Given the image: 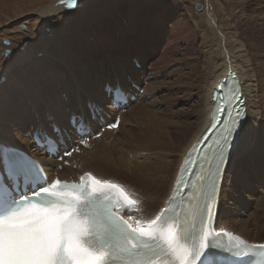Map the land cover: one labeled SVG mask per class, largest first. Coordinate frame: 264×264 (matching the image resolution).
I'll return each instance as SVG.
<instances>
[{"label": "snow or ice", "instance_id": "obj_1", "mask_svg": "<svg viewBox=\"0 0 264 264\" xmlns=\"http://www.w3.org/2000/svg\"><path fill=\"white\" fill-rule=\"evenodd\" d=\"M61 3L78 7V0ZM250 7L264 9V3H242L238 10L247 14ZM220 87L229 91L213 97L209 135L218 124L222 130L202 161L189 156L167 206L154 218L132 214L142 201L125 185L91 172L79 183L49 182L41 165L0 140V264H264V244L249 245L211 227L225 165L244 148L249 127L239 85ZM221 114L228 117L223 122ZM73 124L81 121L70 122L73 134L85 131ZM58 144L59 136L50 135V156L58 154Z\"/></svg>", "mask_w": 264, "mask_h": 264}, {"label": "bare ground", "instance_id": "obj_2", "mask_svg": "<svg viewBox=\"0 0 264 264\" xmlns=\"http://www.w3.org/2000/svg\"><path fill=\"white\" fill-rule=\"evenodd\" d=\"M80 1L81 0H78V3ZM224 1L225 0H203L201 2L202 4H205L207 6V12L202 14L194 13L193 23L191 25H189L187 21H183L184 27H188V29H190V32L193 35H195L198 38V40L201 41V46H203L202 47L203 49L206 48V50L204 49L206 51L204 56L207 58V62L205 61L207 63V66L194 74L195 81L193 79L194 83L193 85L192 84L189 85L190 88L189 87L186 88V86H184V80L188 77H185L183 73L180 72L176 73L175 76H177L179 82L183 84L181 89L178 91L180 94V99H182V101L185 102V109L174 110L171 107V103L175 100L174 97L175 94L161 98L162 101L164 102L163 105H165L164 108L165 110H162L161 113L163 114L159 113L160 115H158L157 118L151 120V124L149 127L151 136H149L148 139H145L144 135L143 137L140 135L142 137V142H139L140 144H138V146H134L132 144L133 149L129 148L130 147L129 142L127 143L128 140H126L127 143L126 145L128 147L127 151L130 150V153L132 151L137 152L130 154L133 157H135L134 165H132V163L129 164L128 162L121 163V161H117L120 160L118 157L119 155L120 157H122L121 154H119L116 157V160H110V161L109 160L104 161L102 160V157H95V154L93 155V152L86 151L90 149L91 144L94 140H91L89 142L87 146L88 148L87 147L86 149L77 148L76 149L77 153L71 155L69 158H63L61 162H56L55 160L47 159L45 157L44 152L39 150L37 147L31 149V146L29 147L30 141L27 140L26 138L23 139V133H25L24 127L26 123L30 125L34 123L37 124L35 127H33L36 128V131L31 133V137L34 133L37 132H41L43 134L46 133L51 134L52 126H55L54 124H52V122L57 124V121L63 122L64 121L63 119L67 117H69L70 120L71 117L76 114L80 117L89 118V113L91 112L90 118L92 117L95 118L97 126H104L103 124L100 123L99 120L100 118H103L106 121V118L104 116L105 113L103 112V110L108 108L112 109L113 113L111 111L106 114L110 116L109 117L110 120L106 121V123L107 125L113 123L117 112H119V110L123 111L126 108L125 106H122L124 107L122 109V107L118 106V111H116L111 103H109V106L105 104L106 96L108 97V94H110L111 96L109 90L113 89L112 87L115 86L114 83L119 84L121 86L120 89L123 92L129 94L128 106L131 103L130 97L135 96L134 90L126 86L125 81L121 80L123 81L121 82L118 79L119 76L122 77L123 73H129L130 75L133 73L130 71L132 66L130 64L128 66V63L125 64L126 61L124 59L125 56L121 53L123 51H125V53H131L132 51H134L133 53L140 57V61L142 65H145V62L147 60L144 58L143 55H141V52H139L138 47H140V44H138V42L136 41L137 38L134 39L135 40L134 42L131 37L128 38L129 34H127V38H128L127 45L123 44L124 49H121V52H119L120 51L118 50L119 48H115L119 44L114 43L113 37L110 38L111 41H109V43H105V42L101 43V40L99 38H95L97 39V41L100 42L101 48L106 54V62L104 61L101 64L103 65L102 70L106 68V70L104 69L105 74L99 72L97 70L99 68L95 70V72H98L99 76L98 79L95 80L94 85L98 86L102 84V82H105L106 83L105 85H107L105 87V93L103 91V88H100L98 86L101 92V97H96L95 95L90 96L85 91H82V86L80 84L77 85L79 87H74V90H71L73 92L72 94L69 93L67 94L66 87H69L70 84L69 81L70 79L69 80L67 79L68 81L66 80L67 83L65 85L64 83L60 84L61 85L60 90H64L63 93H65V95H68L67 103L65 102L62 103L60 98H58L57 100H53V103H55L56 105L58 104L57 106L60 108V112H58L57 109L53 107V103L45 107V105L42 104V102L44 101L42 100L40 101L39 98H37V102L28 101L27 103L25 101H27L28 98L26 99L23 98L21 104L23 105L24 103V105H26L27 107L24 110L22 106V109L19 110L18 116L20 117L21 122H18L16 124V126H18L19 129L14 128L13 117L10 118V120H6L7 122L10 121L11 123L10 122L8 123L11 125H7L5 123V120L3 118H0V125L3 126L2 128L4 129V131L10 134H14L13 136H15L16 140L6 139L4 136H0V140L15 145L17 151H22L35 158L44 168L45 172L50 176V179L58 178L64 181L77 182L82 175H84L87 172H91L93 175H95L98 178L111 179L115 182L125 185L127 188L136 192L138 194V198L141 199L142 201L141 205L138 206V210L136 209L132 210V214L141 219L154 218L155 215L159 213L160 209L165 207V203L171 195L175 178L177 176L178 170L183 162L184 157L191 149V147L203 136L206 130L211 126V122H212L211 112L213 111V107L215 104V100L213 99L212 96L213 91L218 89V83L220 81H224L225 79L232 77L236 80L235 83L239 85L242 95L244 97L245 104L247 105L246 120L249 122L248 140L244 148L237 155H235L233 159L230 160L226 165L222 185L220 188L218 203L214 213L212 228L216 231L222 233L226 232L231 234L232 236L239 237L240 239L244 240L249 244H253V245L264 244V239H260L258 236L260 235L259 231L261 226L252 223L248 220L239 219L235 210L237 205H240L241 209H243L244 211V214L248 216L246 212H248L249 210L260 208V206L258 205L256 206L255 203H257L264 196V176L258 175V170L262 171L264 169L263 168L264 166L263 164L256 163L255 160H253L252 162L251 159L253 157H256L255 150L258 149L260 144L259 142L263 140V133H264V50L262 49L263 46L262 47L259 46L257 48H254L253 51L251 52L248 49L247 45L243 43V41L241 40L242 38L241 39L239 38L237 31L232 27L233 25L231 22L232 19L227 13V9ZM68 10L69 8H67L65 4H62L61 2H57V1L50 2L48 5L44 6L43 8L37 11L36 13L37 18L34 21L33 26H38L39 24L48 22L49 18H51L52 16L58 15V13L60 14V12L64 13ZM155 18H156V14H152L148 16L147 21L146 19H144V21L147 23V25L154 24ZM171 21L173 20L171 19ZM250 23L254 24L255 22L254 23L250 22ZM174 25L176 27L171 26L169 30L167 28V39H165L164 37L165 34V31L163 30L164 24H162L161 27L159 28L155 27L157 28V30H159L158 32L154 31L153 29L147 30L148 35H146L145 38L147 40V43H149V45L153 49H157L161 43L164 44L163 51L159 52L161 54L160 57L158 56L159 59H155L154 60L155 62L152 64L151 67H155V65L157 67V65L159 64L169 66L171 63H174V61H176V59L173 60V56L175 55L176 52H178V50L176 51V49H173L176 46L174 36L176 33L175 30L180 26H177L175 23ZM136 28L138 27L136 26ZM131 29H132V33H134L133 29H135V27H131ZM140 29L141 31H144L143 26H141ZM164 29L166 30L165 27ZM208 37L209 38L213 37V39L209 40ZM81 38H84V36H81ZM248 46L250 45L248 44ZM56 48H54V51L59 52V50H55ZM87 52L91 53L90 48L87 49L86 54ZM44 54H46L47 58H49L46 61L49 63H45V66L54 67L52 65L57 64V62L54 63L53 60H57V61H59V59L63 60V58L57 57L54 55V53H51L49 51H46ZM75 59H77V57L75 58V56L71 55L68 56V61L66 62L68 66L66 69H68V71H70L71 73L72 71L76 73V70H74L75 65H72ZM192 59L194 58L192 57ZM202 60H204V58H202ZM114 61L115 64L117 63L118 66L120 65L122 68H125L123 70L119 68V72L123 71V73L119 74V76L116 74L117 65L116 66L114 65ZM185 61H188V58ZM189 62L191 63V60H189ZM42 63L43 62L36 64L35 68L37 69L42 68L43 70ZM188 63H186L185 65L187 66ZM188 67L186 68L188 69ZM192 70L193 69H191V72ZM45 72L47 71L45 70ZM170 73H168L167 75L168 78L171 77ZM133 74H135L134 76H139V72H135ZM151 75L152 73L149 74V76ZM42 76H43V71L42 72L33 71L30 76H27V78H29L30 80L34 78H38L41 81ZM151 77H153V75ZM110 79H112L113 81H110ZM31 83H27L28 85L27 87H30L32 88V90H34L35 85ZM153 83L156 86L161 84L156 81ZM24 84L22 83L19 84V87L21 89L24 88L25 87ZM227 85L232 86L231 80L227 83ZM71 87L72 86H70V88ZM145 90L149 92L148 86L146 87ZM13 95H10V101L15 100V103L12 104H16L19 101V99L17 98V95L16 96ZM148 95L149 93H147L144 97H141L140 99H145L148 97ZM183 95H185L184 97L185 100L183 99ZM193 99H196V101ZM191 101L192 103H190ZM86 102H88V107L85 106ZM93 103L94 104L96 103V105H94ZM65 109H67L66 113H65ZM131 109L129 110L130 112H128L129 114L131 113ZM27 110L29 113L31 111L32 113L34 112V114L32 116L27 115ZM46 114L48 115V117L49 116L52 117L51 121H47L48 118L47 119L45 118ZM123 114L122 113L117 114L120 116L121 119L120 125H122V117H125L122 116ZM194 117L195 120L192 121ZM14 118L16 119L17 116H15ZM126 120L127 119L125 117V120L123 121ZM89 123L91 124V122ZM65 124L68 125V123ZM46 125H50L49 126L51 128L50 131L46 130L48 127L46 129L45 127H42ZM58 125L62 127L60 129L65 130L64 129L66 128L65 125L62 124H58ZM90 128L93 132V135H96L98 131H95L93 126H90ZM137 128L138 127H136V129ZM118 129H120V126ZM22 131L24 132L22 133ZM115 132L116 130L106 129L104 133L101 134L100 137H102L103 135L104 136L110 135ZM67 137L71 138L73 145L77 144V142L73 140L75 138L72 136L71 133H68L66 135V138ZM129 140L131 141V143L132 141H138L135 134L129 135ZM117 143L121 144L122 142H118V140H116V143L112 144L110 148L112 149L113 146H117L118 145ZM94 144H97V142H95ZM122 146H124V144H122ZM104 151L107 152L106 150ZM120 151L122 152V150ZM81 154L82 156H79ZM240 165L242 167H240ZM57 166L61 168L60 171L59 170L55 171V168H57ZM95 167H97L98 169ZM72 168H76V171L71 170ZM101 170L102 172L105 170L106 173L103 174L100 173ZM111 171H116V173L118 172V174L121 175L120 178L116 180L108 177V173H110ZM76 177L77 180L72 179ZM243 178H245L244 182L249 184L250 187L249 186L248 187L250 189H251V185L252 187L254 185L256 186L258 185L257 186L258 188H254L253 191L248 190L247 191L248 193L246 192L247 190L246 189L245 192L240 191L241 193L237 195L236 187L238 183H240L243 180ZM123 179H127V182L123 181ZM127 213L125 211V213L123 214L127 216ZM253 213L255 212L253 211L250 212V214Z\"/></svg>", "mask_w": 264, "mask_h": 264}, {"label": "rangeland", "instance_id": "obj_3", "mask_svg": "<svg viewBox=\"0 0 264 264\" xmlns=\"http://www.w3.org/2000/svg\"><path fill=\"white\" fill-rule=\"evenodd\" d=\"M54 1L61 2V0H0V116H1L0 118H3L7 125H11L8 123L10 121L7 122L6 120H10V118L13 117L14 119L13 126L16 129H19L18 126H16L18 122H21L20 117L18 116L19 110L22 109V106L24 110L27 107L26 105H24V103L23 105L21 104L23 98L25 99L28 98V100L25 101L26 103L28 101L37 102V98H39L40 101L42 100L45 102V103L42 102V104H44L45 107L49 106L51 103H53V100H57L58 98H60L62 103L63 102L67 103L68 95H65V93H63L64 90H60L61 89L60 84L64 83L65 85L69 79H70L69 87H66L67 94L68 93L72 94L73 92L71 90H74V87H79L77 85L80 84L82 86V91H85L90 96L95 95L96 97H101V92L99 87L103 88V91L105 93L104 87L107 85H105L106 84L105 82H102V84L98 85L99 87L94 85L95 80H97L99 76L98 72H95V70L99 68L97 70L105 74L104 69L106 70V68L102 70L103 65L101 64L104 61L106 62V54L102 50L100 42L97 41V39L95 38H99L101 40V43L104 42L109 43V41H111L110 38L113 37L114 43L119 44L118 46L115 47V48H119L118 49L120 50L119 52H121V49H124L123 44L127 45L128 38L131 37L134 42H135L134 39L137 38L138 40L136 39V41L138 42V44H140V47H138L139 52H141V55H143L144 58L147 59L145 65H142L140 61V57L137 55L136 57L139 60V64L138 65L135 64L134 66V63L130 60L129 53H125V51H123L121 54L125 56L124 57V59L126 60L125 64L128 63V66L129 64L132 66L130 71L133 73L139 72V76H134L135 74L133 73L130 75L129 73H123V71L119 72V68L122 70L125 68H122L120 65L118 66L117 63L115 64V61H114V65L115 66L117 65L116 74L118 76L119 74L123 73L122 77L119 76V79L121 78V80L125 81L126 86L128 87L130 86L131 83L127 85L129 80L130 82H133L140 87L141 93L138 96L139 98L137 99L136 102L132 104L130 103V106L127 109L125 108V111L123 112L124 114L122 113L123 114L122 116H125L127 120L123 121L125 120V117H122V125H120V129H118L113 134L105 135V136L103 135L98 139H94V141L97 142V144H94L95 142L93 141L90 149L86 150L88 152H93V155L95 154V157H102V160L104 161L116 160V157L119 154H121L122 157H120L119 155L118 157L120 160L117 161H121V163L128 162L129 164L132 163V165H134L135 157H133L130 154L137 152L132 151L130 153V150L127 151L128 147L126 144L129 142V146H130L129 148L133 149V145L138 146V144H140L139 142H142L143 135L145 139H148L149 136H151L149 129L151 120H154V118H157L158 115L163 114L161 112L162 110H165L164 109L165 105H163L164 102L162 101L161 98L175 94L176 95V96L174 95L175 100L171 103V107L174 110L185 109V102H183L182 99H180V94L178 91L181 89L183 84L180 83L178 77L175 76L176 73L180 72L183 73L185 77H188L184 80V86L188 88L189 85L190 84L193 85L195 81L194 74L207 66L206 63L207 58L204 56L206 52L205 51L206 48H204L205 50L202 48L203 46H201V41L198 40V38L190 32V29H188V27H184L183 24V21H187L189 25H191L193 23L194 13L195 14L206 13L207 6L205 4H202L201 1L203 0H81L80 1L81 3L80 2L78 3V7L69 9L64 13L60 12V14L58 13V15L49 18L48 22H44L42 24H39L38 26H33L34 21L37 18L36 15L37 11L43 8L44 6L48 5L50 2H54ZM257 1L258 0H251V1L225 0L224 1L227 9V13L232 19L231 20L233 24L232 27L237 31L239 38L240 39L242 38L241 40L243 41L244 44L247 45L248 49L251 52L253 51L254 48H257L259 46L261 47L263 46L262 49L264 50V9H261L260 7H250L248 9L247 14H242L241 12H239L238 9H239V5L242 3L253 4V5H259L261 3H264L263 2L264 0H259L258 2ZM152 14H156L155 23L147 25L144 19H146L147 21L148 16ZM171 19L173 21H171ZM249 21L255 23L251 24ZM174 23L177 26H180L178 27L179 29L177 28L175 30L176 33L174 36L176 46L173 49H176V51L178 50V52H176L175 55L173 56V60L176 59V61H174V63H171L169 66L159 64L157 65V67L156 65L155 67H151L152 64L155 62L154 60L159 59L161 55L159 52L163 51L164 44L161 43L157 49H153L149 45V43H147V40L145 38V36L148 35L147 30L153 29L154 31L158 32L159 30H157V28L155 27L159 28L161 27L162 24H164L163 26V30L165 31L164 37L165 39H167V28L169 30L171 26L176 27ZM136 26L138 28H136ZM141 26L144 27V31H141L140 29ZM131 27H135L136 30L133 29L134 33H132ZM164 27L166 28V30L164 29ZM127 34H129L128 38H127ZM81 36H84V38H81ZM208 39L211 40L213 39V37L210 38L208 37ZM248 44L250 46H248ZM54 48H56L55 50H59V52H55ZM89 48L91 50V53L87 52L86 54V51ZM46 51L54 53L55 56L61 57L63 58V60L61 59H59V61L53 60L54 63L57 62V64L52 65L54 67L45 66V63H49L46 62L49 59L47 58V55L44 54ZM68 54L75 56V58L77 57V59L74 60L75 64L72 63V65H75L74 70H76L77 75L74 71H72L71 73L70 71H68V69H66L68 67L66 63L68 61V56H71ZM192 57L194 59H192ZM187 58L188 61H185L187 60ZM202 58H204V60H202ZM189 60H191V63L192 62L193 63L191 64ZM41 62H43L42 63L43 70L42 68L41 69L35 68V65ZM186 63H188L187 66L185 65ZM185 66L186 67L190 66V67H188L187 69ZM148 67H151L152 69ZM136 68L138 70H136ZM191 69H193L192 72ZM31 70L32 72L43 71V76L41 77V81L38 78H34L32 80L27 78V76L31 75L32 73ZM45 70L47 72H45ZM151 73L153 77H151L152 75L149 76V74ZM168 73H170L171 76L169 78L167 76ZM110 81L113 80L110 79ZM155 81L161 84L156 86L153 83ZM21 83L22 84L25 83L24 84L25 87L22 89L19 87V84ZM27 83L34 84L35 85L34 90H32V88L30 87H27L28 86ZM177 85L180 86L178 87ZM70 86L72 87L70 88ZM147 86L149 88V92L145 90ZM147 93H149L147 98L140 99L141 97H144ZM13 94L15 96L17 95V98L19 99V101L16 104H12L15 103V100L10 101V95ZM185 95H183L184 100H185L184 98ZM193 100L196 101V99ZM190 103H192V101ZM105 104L109 106L107 96L105 99ZM57 105L53 103V107H55L57 111L60 112V108ZM94 105H96V103ZM85 106L88 107V102H86ZM130 109H131V113L129 114L128 112H130L129 111ZM66 110L67 109H65V113ZM111 111L113 113V110L109 108L103 110L106 119L110 117L109 115L106 114ZM33 114L34 112L32 113L31 111L29 113L27 110V115L32 116ZM15 116H17L16 119L14 118ZM45 118L46 119L48 118L47 121L52 120V117L51 116L48 117L47 114L45 115ZM67 119L69 120V117L64 118L63 122L57 121V124L54 122H52V124H54L56 127L59 126L58 124L65 125L66 128L64 129L68 131L69 125L65 124L68 123ZM194 120L195 117L192 119V121ZM36 125H37L36 123L32 125L26 123L24 127L25 133H23L24 131H22L23 139L26 138L31 142V133L33 131H36V128H33ZM49 126L50 125H46L42 127H45V129L48 127L46 130L50 131L51 128ZM2 127L3 126L0 125V136H4L6 139L16 140L15 136H13L14 134L5 132ZM99 127L100 126L95 127V131H98L97 133H99V131L102 129L101 127L100 128ZM136 127L138 128L136 129ZM131 134H135L138 141H132L131 143V141L129 140V135ZM116 140L122 143L121 144L117 143L118 145L116 144L117 146H113V148L111 149L110 146L116 143ZM126 140H128L127 143ZM30 142H29V147L31 146V149H33L34 148L33 144L32 142L31 143ZM259 143L260 144L258 149L255 150L256 157H253L251 159L252 162L253 160H255L256 163L263 164L264 166V160H263L264 133H263V140ZM122 144H124V146H122ZM104 150H106L108 153L105 152ZM120 150H122V152ZM79 156H82V154ZM240 167L242 166L240 165ZM57 170L60 171L61 168L57 166V168H55V171ZM71 170L76 171V168H72ZM100 173L103 174L106 172L105 170L103 172L101 170ZM258 175L264 176V169L262 171L258 170ZM120 176L121 175H119L118 172L116 173V171H111L110 173H108V177L116 180L119 179ZM123 181L127 182V179H123ZM244 181L245 178H243V180L240 182L241 185L240 183H238L236 187L237 195L241 192H245L246 189L247 192L248 190L253 191L254 188H258L257 187L258 185L257 186L254 185L253 187L251 185V189H252L251 190L249 188L250 187L249 184ZM255 205L260 206V208L249 210L248 212H246L248 216L244 214V211L243 209H241V206L237 205L235 209L236 214L239 219L248 220L252 223L261 226L259 231L260 235L258 236L260 239H264V196L257 203H255ZM251 211L257 214L255 213L250 214Z\"/></svg>", "mask_w": 264, "mask_h": 264}, {"label": "water", "instance_id": "obj_4", "mask_svg": "<svg viewBox=\"0 0 264 264\" xmlns=\"http://www.w3.org/2000/svg\"><path fill=\"white\" fill-rule=\"evenodd\" d=\"M7 45V43H6ZM230 80H235L234 78H227L225 79L224 81H220L218 83V89L215 90L216 94H215V97L219 98L221 97V94L222 96L226 94V87H220L221 86V83L223 82L224 84L227 85V83L230 81ZM223 114L220 115L219 119L221 120V122L223 121L224 117L222 116ZM225 115V114H224Z\"/></svg>", "mask_w": 264, "mask_h": 264}]
</instances>
